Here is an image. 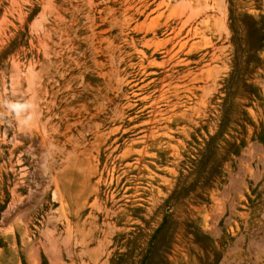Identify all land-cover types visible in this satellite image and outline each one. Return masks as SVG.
<instances>
[{"label": "rangeland", "instance_id": "rangeland-1", "mask_svg": "<svg viewBox=\"0 0 264 264\" xmlns=\"http://www.w3.org/2000/svg\"><path fill=\"white\" fill-rule=\"evenodd\" d=\"M0 264H264V0H0Z\"/></svg>", "mask_w": 264, "mask_h": 264}, {"label": "clouds", "instance_id": "clouds-1", "mask_svg": "<svg viewBox=\"0 0 264 264\" xmlns=\"http://www.w3.org/2000/svg\"><path fill=\"white\" fill-rule=\"evenodd\" d=\"M5 106L16 115H20L21 113L28 110L32 105L28 102L24 103H7L5 102Z\"/></svg>", "mask_w": 264, "mask_h": 264}, {"label": "bare ground", "instance_id": "bare-ground-1", "mask_svg": "<svg viewBox=\"0 0 264 264\" xmlns=\"http://www.w3.org/2000/svg\"><path fill=\"white\" fill-rule=\"evenodd\" d=\"M43 120V119H42ZM98 125L99 126H97L96 128H99V127H104L105 125H104V123L101 121L100 123H98ZM170 129V127H168V126H165L164 125V127L162 128H160V129H157L156 131H151L150 132V134H149V136H151V137H154V136H156V134L158 133V131H161L162 132V134L160 135V136H165V135H167V132H169L168 130ZM115 132V131H114ZM167 138V137H166ZM135 153H136V151H134ZM179 159V158H178ZM158 162H162L161 160L160 161H158ZM106 213L107 214H112V212L109 210V211H107L106 210ZM110 218V217H109ZM74 219H76L77 221L80 219V216L79 215H76V216H74ZM106 226L108 225V224H105Z\"/></svg>", "mask_w": 264, "mask_h": 264}]
</instances>
